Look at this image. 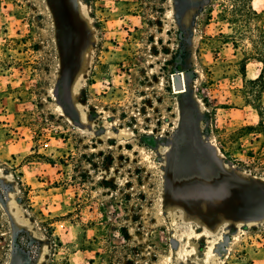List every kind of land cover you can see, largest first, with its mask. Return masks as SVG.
I'll use <instances>...</instances> for the list:
<instances>
[{
    "label": "rangeland",
    "instance_id": "rangeland-1",
    "mask_svg": "<svg viewBox=\"0 0 264 264\" xmlns=\"http://www.w3.org/2000/svg\"><path fill=\"white\" fill-rule=\"evenodd\" d=\"M263 41L264 0H0V264H264Z\"/></svg>",
    "mask_w": 264,
    "mask_h": 264
},
{
    "label": "trees",
    "instance_id": "trees-1",
    "mask_svg": "<svg viewBox=\"0 0 264 264\" xmlns=\"http://www.w3.org/2000/svg\"><path fill=\"white\" fill-rule=\"evenodd\" d=\"M248 9H249V12L252 13L254 16H256V17H260L261 16L260 13H258L257 11H255L253 9L252 5H248ZM261 32H263V31H261ZM263 44H264V41H263ZM256 60L263 65L259 77L257 79H255V80H249V81L246 80V63H247L248 59H244L243 60L244 69H243V72H242V76H243V80L246 81L247 83L250 82L252 84H259L260 87H261V91L263 92L264 91V58L263 57H258V58H256ZM255 109H257V107H255ZM258 115L260 117L259 125L263 126L264 125V117H263L262 113H260L259 111H258Z\"/></svg>",
    "mask_w": 264,
    "mask_h": 264
},
{
    "label": "bare ground",
    "instance_id": "bare-ground-1",
    "mask_svg": "<svg viewBox=\"0 0 264 264\" xmlns=\"http://www.w3.org/2000/svg\"><path fill=\"white\" fill-rule=\"evenodd\" d=\"M183 82H184V85H185V86H184V89H182V90H177V89H176V92L179 93V94L185 92V90H186V88H187V85H186V77H185L184 75H183ZM192 226H193V225L190 226V235H192V236L194 237V234H195V233H194V231H193L194 229L192 228ZM193 227H195V226H193ZM175 238H176V237H175ZM178 239H179L180 242H184L185 239H186L185 234L179 236ZM182 251H183V249L181 250V252H182ZM186 251H187V250H186Z\"/></svg>",
    "mask_w": 264,
    "mask_h": 264
},
{
    "label": "water",
    "instance_id": "water-1",
    "mask_svg": "<svg viewBox=\"0 0 264 264\" xmlns=\"http://www.w3.org/2000/svg\"><path fill=\"white\" fill-rule=\"evenodd\" d=\"M174 87L177 90H182L184 88L182 74L178 73L174 76Z\"/></svg>",
    "mask_w": 264,
    "mask_h": 264
},
{
    "label": "crops",
    "instance_id": "crops-1",
    "mask_svg": "<svg viewBox=\"0 0 264 264\" xmlns=\"http://www.w3.org/2000/svg\"><path fill=\"white\" fill-rule=\"evenodd\" d=\"M261 70H262V69H261ZM246 72H247V71H246ZM260 73H261V71H260ZM259 75H260V74H257L255 77L252 78V80L257 79V78L259 77ZM246 80H248V79H247V73H246ZM259 122H260V120H259Z\"/></svg>",
    "mask_w": 264,
    "mask_h": 264
}]
</instances>
